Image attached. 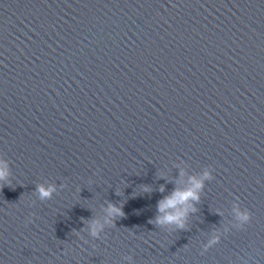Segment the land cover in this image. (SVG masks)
<instances>
[{
  "label": "water",
  "instance_id": "95a60500",
  "mask_svg": "<svg viewBox=\"0 0 264 264\" xmlns=\"http://www.w3.org/2000/svg\"><path fill=\"white\" fill-rule=\"evenodd\" d=\"M0 168V264H264V0H0Z\"/></svg>",
  "mask_w": 264,
  "mask_h": 264
},
{
  "label": "clouds",
  "instance_id": "9594fccd",
  "mask_svg": "<svg viewBox=\"0 0 264 264\" xmlns=\"http://www.w3.org/2000/svg\"><path fill=\"white\" fill-rule=\"evenodd\" d=\"M8 172L6 168H0V179H4L7 176ZM207 176L208 174L205 173ZM202 181L192 178L191 187L187 189H176L169 196L165 197L159 202V211L164 213V215L159 216L157 218L158 222L161 224L164 223H175L180 227L184 226L185 217L187 215L188 209L184 207L190 201L199 200V190L202 188ZM55 190V186H45L40 185L38 187V191L41 199L49 198L52 192ZM163 191V187L161 188ZM110 214L115 215H123V211L121 208L111 205L110 206ZM242 219H247L245 214H241ZM102 227V226H99ZM98 225H93V233L95 234L97 231Z\"/></svg>",
  "mask_w": 264,
  "mask_h": 264
}]
</instances>
